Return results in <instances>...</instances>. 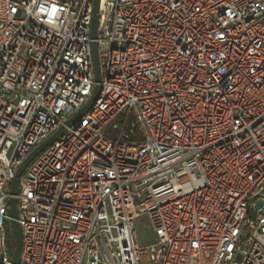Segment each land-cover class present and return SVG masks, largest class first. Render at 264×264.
Segmentation results:
<instances>
[{
  "label": "built area",
  "instance_id": "obj_1",
  "mask_svg": "<svg viewBox=\"0 0 264 264\" xmlns=\"http://www.w3.org/2000/svg\"><path fill=\"white\" fill-rule=\"evenodd\" d=\"M0 0V264H264V0ZM148 221L143 244L136 222Z\"/></svg>",
  "mask_w": 264,
  "mask_h": 264
},
{
  "label": "water",
  "instance_id": "obj_2",
  "mask_svg": "<svg viewBox=\"0 0 264 264\" xmlns=\"http://www.w3.org/2000/svg\"><path fill=\"white\" fill-rule=\"evenodd\" d=\"M101 0H94V12H93V21L91 28V37L93 39L92 43V53H93V62L95 69V88L91 98L89 99L86 106H84L79 112H77L68 122V126H71L77 120L83 118L94 106L98 99V95L101 92V81H102V72L100 67L99 53H98V23H99V9H100ZM66 133V128L62 127L57 132H55L50 138H48L44 143L34 149L20 166L17 171L16 177L11 185L10 195L12 196L8 201V213L10 217V224L12 234L15 238V249L10 248V253L12 254V259L14 264H20V255L22 248V230L18 222V207H17V196L20 193V179L23 174L29 168V166L35 161L37 157L43 154L48 150L52 145H54L58 140H60L63 135Z\"/></svg>",
  "mask_w": 264,
  "mask_h": 264
},
{
  "label": "rangeland",
  "instance_id": "obj_3",
  "mask_svg": "<svg viewBox=\"0 0 264 264\" xmlns=\"http://www.w3.org/2000/svg\"><path fill=\"white\" fill-rule=\"evenodd\" d=\"M102 73H103V71H102ZM147 225H148V221L146 219H144V218L140 219V220H138L136 222V231H137V234H138V237H139L140 241L143 244H147L150 241H152V239H153V236L149 232ZM12 245L15 247V238H14V236H13V239H12Z\"/></svg>",
  "mask_w": 264,
  "mask_h": 264
}]
</instances>
